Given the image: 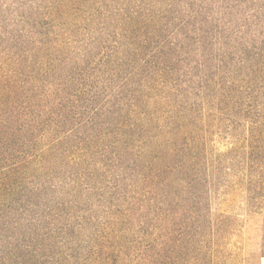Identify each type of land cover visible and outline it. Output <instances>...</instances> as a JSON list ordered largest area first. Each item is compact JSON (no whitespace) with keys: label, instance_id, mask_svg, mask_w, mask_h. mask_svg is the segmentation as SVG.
<instances>
[{"label":"rangeland","instance_id":"374dc122","mask_svg":"<svg viewBox=\"0 0 264 264\" xmlns=\"http://www.w3.org/2000/svg\"><path fill=\"white\" fill-rule=\"evenodd\" d=\"M6 87L31 264H264V0H0Z\"/></svg>","mask_w":264,"mask_h":264},{"label":"trees","instance_id":"16d2710c","mask_svg":"<svg viewBox=\"0 0 264 264\" xmlns=\"http://www.w3.org/2000/svg\"><path fill=\"white\" fill-rule=\"evenodd\" d=\"M23 90L24 93L27 91L25 88ZM9 92H17V90L14 88L9 91L7 87L6 90L0 89V103L7 107H9V103L6 102L9 100ZM34 101L35 99L29 100V103ZM21 105L19 108L23 109ZM27 106L23 117L22 113L0 115V222L2 224L0 238L6 240L0 246V264H31L42 247L41 241L36 240L34 231L37 227L33 228L36 222L32 220L31 213L40 211V208L44 207L40 197L44 194L45 188L38 189L35 183L39 179L48 177L49 170L47 166L44 167L36 153L22 156V150H18V147H22L28 141L27 135L33 130L28 128L30 117L33 120L39 119V114L27 111ZM39 172L45 176H39ZM12 206H17L22 211L24 223L20 222V225L8 228L5 211L7 207L10 209ZM21 227L30 232V239H25L24 236L18 237L25 231V229L19 230Z\"/></svg>","mask_w":264,"mask_h":264}]
</instances>
